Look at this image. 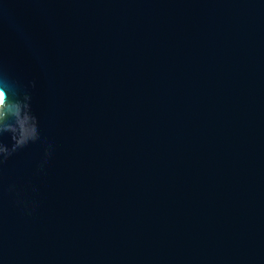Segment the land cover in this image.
Segmentation results:
<instances>
[{
	"label": "water",
	"instance_id": "95a60500",
	"mask_svg": "<svg viewBox=\"0 0 264 264\" xmlns=\"http://www.w3.org/2000/svg\"><path fill=\"white\" fill-rule=\"evenodd\" d=\"M0 264H264V0H0Z\"/></svg>",
	"mask_w": 264,
	"mask_h": 264
},
{
	"label": "snow or ice",
	"instance_id": "6c2138e0",
	"mask_svg": "<svg viewBox=\"0 0 264 264\" xmlns=\"http://www.w3.org/2000/svg\"><path fill=\"white\" fill-rule=\"evenodd\" d=\"M2 99H3V94L0 93V101H2Z\"/></svg>",
	"mask_w": 264,
	"mask_h": 264
},
{
	"label": "bare ground",
	"instance_id": "6f19581e",
	"mask_svg": "<svg viewBox=\"0 0 264 264\" xmlns=\"http://www.w3.org/2000/svg\"><path fill=\"white\" fill-rule=\"evenodd\" d=\"M1 104V103H0Z\"/></svg>",
	"mask_w": 264,
	"mask_h": 264
}]
</instances>
